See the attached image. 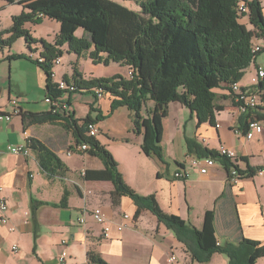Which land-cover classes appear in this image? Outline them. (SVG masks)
Returning a JSON list of instances; mask_svg holds the SVG:
<instances>
[{
	"label": "trees",
	"instance_id": "trees-1",
	"mask_svg": "<svg viewBox=\"0 0 264 264\" xmlns=\"http://www.w3.org/2000/svg\"><path fill=\"white\" fill-rule=\"evenodd\" d=\"M9 5L18 3L24 10L13 18L11 28L0 32V49L11 48L18 39H25L27 49L34 52L33 45H41L39 58L33 60L46 75V98L58 100L64 93L66 101L78 92H91L99 99L97 91L113 99L111 112L127 108L131 113L133 132L143 136L142 153L156 157L163 164L161 143L164 135V120L169 114V105L179 103L195 115L199 125L209 123L216 126V114L225 110L218 105L216 89L238 84L245 71L256 62L264 49L253 54L252 47L258 41L264 43V13L260 0H244L248 7V23L253 30L240 22L237 16L239 0H133L139 9L132 10L112 0H0ZM41 17L60 24V33L54 44L35 40L25 28L27 23L40 24ZM82 29L83 37L76 32ZM9 35L8 38H4ZM78 57L87 55L98 65L111 63L127 66L132 76L126 79L116 76L112 79L85 81L74 70L73 79L63 78L69 89L60 90L54 81L56 61L63 46ZM8 59H30L24 54L12 55ZM41 59V60H40ZM72 88V90H70ZM252 88L258 89L264 102V80ZM232 94V92H231ZM153 102L147 117L142 115L147 102ZM39 125L64 119V128L71 132L76 146L88 145L84 154L96 157L104 164L103 170H87L85 181L111 182L114 205L122 197H128L136 206L137 220L145 210L153 214L159 224L171 231L181 243L193 262L208 264L216 254L224 255L228 264H257L264 258V243L240 237L235 242L219 244L216 235V210L207 211L202 228H197L181 217L164 212L155 195L143 196L124 180L119 164L110 151L98 139L87 136V126L97 124L91 116L77 119L74 112L66 117L53 114L50 110L41 114L22 115ZM245 122L243 132L248 129V120L264 123V107L249 109L239 118ZM187 155L199 159L211 158L228 173L227 190L231 171L235 169L240 180L253 178L260 168L239 165L210 149L197 139L186 138ZM27 147L37 154L39 167L48 179L67 180V166L62 159L42 142L29 139ZM242 161H246L241 158ZM183 168V164L175 163ZM69 193L55 207L67 203ZM223 196H221L222 198ZM218 204V201H217ZM41 202L32 201L31 216L37 226L36 211ZM37 235H34L36 251ZM88 264H109L100 254L89 251Z\"/></svg>",
	"mask_w": 264,
	"mask_h": 264
},
{
	"label": "crops",
	"instance_id": "crops-1",
	"mask_svg": "<svg viewBox=\"0 0 264 264\" xmlns=\"http://www.w3.org/2000/svg\"><path fill=\"white\" fill-rule=\"evenodd\" d=\"M260 1L264 8V0ZM23 10V6L18 3L9 5L0 1V32L11 28L13 18L19 16ZM245 25L248 30H253L249 23ZM42 27H46L47 32L54 31V38L48 36L49 43H54L61 29L58 22L42 18L40 24L25 25L32 35L35 33V38L40 39L44 37L43 34H38L37 30ZM8 37L9 35L4 36ZM12 48L0 49V109L6 114H11L13 107L9 101L17 99L22 112L13 116L10 121L0 120V199L4 198L9 207V222L0 225V264H60L58 257L63 251L68 254L65 264H88L89 251L100 254L109 264H197L191 260L185 247L177 241L174 234L159 224L157 218L149 211H143L136 220L137 208L131 199L122 197L120 203L114 205L111 197L114 185L111 182L83 179L85 171L105 168L100 159L79 153L71 156L77 159L79 166H73L69 161L63 160V155L70 159L67 155L70 147L77 148L72 133L64 128L63 118L45 125L35 124L28 118L24 121L22 115L41 114L51 110L49 108L41 111L35 108L37 102L31 99L34 88L41 90L45 85L46 100V75L33 63V60L39 58L42 47L38 44L32 46L34 52L28 49L20 51L19 54H24L30 59H8L13 55ZM16 61L20 62L15 64ZM22 61L26 64H22ZM59 65H62L61 60ZM22 66L25 68L24 82L19 74L16 73V79L13 75L14 68L16 67L17 72ZM257 66L262 67L256 59L246 70L252 73L250 82L243 84L241 81L239 86L253 85ZM54 81L62 82L55 71ZM215 92L220 98L229 95L225 88L216 89ZM226 102L228 100H217L218 105L225 108L216 114V125L218 124L219 128L209 123L199 125L194 115H190L192 122H183L178 113L175 140L177 139L180 148L184 149L185 158L181 159V155L172 154L167 158V164H163L156 157H149L154 164L152 167L159 175L160 188H146L138 184L144 182V177L139 172L136 181H133L122 161H119V169L131 188L141 195H155L164 212L179 216L197 228H202L206 212L215 209L219 244L235 242L240 237L264 243V175L242 179L228 190V173L219 164L209 168L207 174L193 170L187 180H177L174 177L180 168L176 164L172 168L173 160L175 163L186 164L190 157L187 155L186 138L197 139L217 151L221 146L234 151L242 170L247 166L264 167V131L252 140H246L242 134L245 122H240L236 106L229 107ZM172 104L175 109L180 107L179 103ZM172 104L169 105V110ZM153 105L152 101L147 102L148 109H152ZM224 113H227L229 118L227 122H220V114ZM76 118L83 119L77 116ZM166 126L167 122H164V141ZM61 127L65 131H62ZM97 127L99 128V125ZM29 139L42 142L62 159L67 166L66 181L46 178L33 150L29 149L28 155L13 154L9 151V147L27 146ZM97 139L101 144H105L99 136ZM130 139H121L126 142H122L124 147L129 146ZM142 142L143 136L137 135L136 146L140 150ZM113 154L117 159V154ZM65 190L69 193L67 203L62 207H55L53 204L57 205L62 201ZM33 200L42 203L36 211V227L31 216ZM86 206L100 207L109 221L123 224L124 229L119 231L114 226L110 237L104 238L102 226L91 217L86 218L85 224H80L78 220ZM125 215L129 218L123 219ZM35 234L36 251L33 250ZM14 246H18L17 252L13 251ZM172 255L176 258L175 262H169ZM217 257L219 254L214 255L208 264L221 261ZM257 264H264V258L259 259Z\"/></svg>",
	"mask_w": 264,
	"mask_h": 264
},
{
	"label": "rangeland",
	"instance_id": "rangeland-1",
	"mask_svg": "<svg viewBox=\"0 0 264 264\" xmlns=\"http://www.w3.org/2000/svg\"><path fill=\"white\" fill-rule=\"evenodd\" d=\"M112 1L118 2L134 10L139 9L133 0H112ZM263 13H264V8H263ZM237 16L238 18H240L241 23L243 24L248 23L247 14L244 16H240L237 13ZM45 30H46V27H42L39 30H37L38 34L40 33L41 35L43 34V37H44L43 39L35 38L33 36L35 33L31 35L35 40H44L49 43L48 36H50L51 38L52 37L54 38L55 33L54 31L47 32ZM83 34H84V31L80 29L77 32L76 37L81 38L83 37ZM50 44H54V43H50ZM257 44L260 45L264 49V43L262 41H258ZM12 47H13L12 48L13 55L19 54L20 51L24 49L26 50L27 46H26L25 39L23 38L18 39L12 45ZM61 50L63 51V55L60 58V60L62 61V65H59V67L53 69V71H55L59 80H63L65 76L69 80H72L75 69L81 75V79L85 81L98 80V79H112L116 76H122L126 79L130 78L129 68L127 66H123L120 64H116V63H111L109 66H105L104 64L96 65L91 61V59L87 55L78 57L77 55L73 53L70 54L68 51L67 45L63 46ZM16 62L17 63L15 64H18V62L20 61H16ZM257 62L264 69V51L260 55H258ZM22 64H26V63L22 61ZM23 66H26V65H23ZM23 66L21 67V70L18 69L17 72H16V67H15L14 74H13L14 79H16V73L19 74V77L22 82L25 81L24 79V75H25L24 69L25 68ZM251 77H252V73H250V71L249 72L245 71L244 76L241 80L242 83L243 84L249 83L251 80ZM59 82L60 81H57L56 83H59ZM228 94L229 95L226 96V98L225 97L220 98L218 96L217 100L219 101L228 100L226 104L229 107H233V105L235 106L234 98L229 90H228ZM44 95H45V85L43 86V88H41V90L34 88V90L32 91L31 99L32 101L37 102V104H35L34 107L37 109H41V111L43 109L45 110V109L50 108L49 104L44 100ZM60 100H63L65 102L68 101L69 94L64 93L62 97L60 98ZM112 101L113 99L110 97V95H107V94H105L102 98L97 99L91 92H81V93L78 92V93L73 94L72 97L70 98L71 105L69 106V109L71 112H74L77 117H83V119H86L88 116H91L94 120H97V125H99V130H100L99 137L102 138V140H104L105 142V144H102V145L105 146L110 151V153H112L113 156H114L113 152L117 154L116 157H118L117 158L118 160L114 156L115 160L118 162L119 165L121 161L125 164L126 169L129 172L130 178L133 181H136L137 173L139 172L144 177V182L143 183L138 182V184L146 188L147 187L148 188H152V187L160 188L161 187L160 178H159L158 173L152 167V165H154L152 163V160L149 157H146L142 153V151L138 149L136 146L137 135L133 132V129H132L133 125H132L130 111L127 108H119L111 112ZM147 113H148V108L146 106L142 111V115L145 117L147 116ZM178 113H180L179 118L183 122H192V120L190 119L191 114H190L189 109L181 105L180 107H178V109H175L173 104L171 105L168 117H166L164 120V122H167L166 133H165L166 139L165 141L162 140V143H161L162 152H163V155L166 161L168 160L167 158L169 157V155H172V154L181 155L182 157L181 159L185 158L184 149L180 148L179 143H177V139L175 140V122L179 120ZM194 117L196 118L195 115ZM228 118L229 117L227 113L220 114L219 121L227 122ZM61 130L65 131L62 127H61ZM123 137L131 138L128 142V145H129L128 147L123 146V143H126V142H123V140H121ZM71 148L72 147H70V149ZM62 157H63V160L69 161V163H71L73 166L74 165L79 166L78 161L75 157H70V159L67 158L66 155H63ZM174 161L175 160H173L172 168H174L175 166ZM143 196H148V195H143ZM217 259L221 261H216L212 264H228V259L224 255L219 254V257H217Z\"/></svg>",
	"mask_w": 264,
	"mask_h": 264
},
{
	"label": "built area",
	"instance_id": "built-area-1",
	"mask_svg": "<svg viewBox=\"0 0 264 264\" xmlns=\"http://www.w3.org/2000/svg\"><path fill=\"white\" fill-rule=\"evenodd\" d=\"M237 13L240 16H244L249 13V7L247 3L244 0H239L237 4ZM43 18V17H41ZM263 50V48L258 45L257 43L254 44L252 47L253 54L259 53ZM41 60V59H40ZM56 65L60 64V59L57 60ZM130 77L132 76V72L129 73ZM264 80V69L260 66L256 67V76L253 79V85L257 86L261 81ZM250 87H241L239 84H235L231 87L232 96L234 98V103L238 112L239 117L243 114H246L249 109H256L259 107H264V102L262 100V94L258 91L256 88ZM60 90H68L69 87L64 83H59ZM72 90V88H70ZM99 98L103 97V94L99 91L96 92ZM50 108L53 114H57L63 117H66L70 111L69 106L67 103L63 100H52L50 98H46L45 100ZM10 105L13 107V112L11 114H6L0 109V120L6 119L7 121H10L13 116L20 115L22 110L19 106V102L17 99H11ZM62 113V114H61ZM217 128L220 126L217 124ZM264 131V123L256 121V120H248V129L245 132H242L243 137L246 140H252L255 135L261 134ZM87 136L91 138L97 139V137L100 134V130L97 127V124L91 123L87 126ZM89 149L88 145H80L77 146L76 149L71 148L68 150L67 155L69 157L74 156L75 154L79 153H86V151ZM9 151L13 154H29V148L27 146H15V147H9ZM218 152L222 155L230 159L233 163L239 165V158L237 154L226 148L225 146H221L218 150ZM217 163L211 159V158H195V157H189L186 164H183V168H180L174 175L175 179L177 180H187L193 170H198L201 174H207L208 169L211 167H214ZM256 175H264V167L260 168ZM239 173L232 169L231 171V179L230 183L234 185L238 181H240ZM1 190V189H0ZM9 210L7 201L4 198L0 199V225H6L9 222V217L7 215ZM91 217L97 224L102 226V235L104 238H109L112 232L113 227L115 226L119 231H122L124 229L123 224H119L116 222L109 221L104 212L100 207L97 208H91L89 206L84 207L82 211V215L80 216L78 222L80 224H85L86 218ZM128 216H123V219H128ZM18 246L13 247V251L17 252ZM68 258V254L66 251H63L60 256L58 257V261L60 264H65L66 260ZM176 258L174 255H172L169 258V262H175Z\"/></svg>",
	"mask_w": 264,
	"mask_h": 264
}]
</instances>
